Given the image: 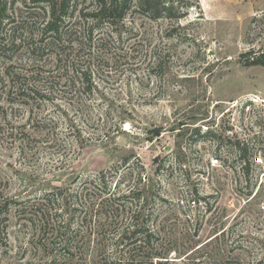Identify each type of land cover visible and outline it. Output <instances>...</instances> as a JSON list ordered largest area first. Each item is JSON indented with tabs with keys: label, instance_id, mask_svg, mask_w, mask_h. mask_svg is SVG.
<instances>
[{
	"label": "rangeland",
	"instance_id": "1",
	"mask_svg": "<svg viewBox=\"0 0 264 264\" xmlns=\"http://www.w3.org/2000/svg\"><path fill=\"white\" fill-rule=\"evenodd\" d=\"M183 1L192 8L179 22L137 16L129 24L121 58L95 74L98 95L87 98L83 114L77 104L61 103L76 109L73 123L88 140L78 153L69 152L75 141L62 120L61 152L45 151L35 120L52 108L29 111L0 94V192L19 197L46 178L64 187L131 156L155 180L152 220L160 241L182 238L163 241V250L177 251L169 256L173 264H264V165L252 167L246 180L234 149L240 142L248 158L264 157V67L245 64L264 51V0ZM33 71L41 79V63ZM196 126L201 133L192 137ZM209 130L216 137L205 136ZM37 225L19 231L12 220L13 252V235H41ZM213 235H225L218 252L178 254Z\"/></svg>",
	"mask_w": 264,
	"mask_h": 264
},
{
	"label": "trees",
	"instance_id": "2",
	"mask_svg": "<svg viewBox=\"0 0 264 264\" xmlns=\"http://www.w3.org/2000/svg\"><path fill=\"white\" fill-rule=\"evenodd\" d=\"M190 8L183 0H0V94L11 105L29 111L52 108L48 114L41 113V121L35 120L45 151L61 152L58 121L62 120L75 141L69 152L78 153L88 140L73 123L76 109H63L61 103L77 104L80 114L86 111L87 98L98 95L95 74L121 58L119 51L124 52L122 46L130 40L124 34L133 29L130 26L137 16L179 22ZM111 48L116 52H110ZM40 63L41 79L37 80L33 68ZM245 64L264 67V51L248 55ZM99 96L106 100L104 94ZM0 111H4L1 106ZM20 129L24 137L26 125ZM200 133L198 126L191 130L192 137ZM216 134L209 130L204 135ZM152 136L160 134L154 130ZM234 149L241 158V174L248 180L252 167L264 165V157L248 158L247 147L240 142ZM176 151L181 154L182 147L177 145ZM144 173L142 163L127 156L64 187L51 186L52 179L46 178L41 189L29 186L19 197L0 192V264L175 263L169 256L176 249L163 250V241L170 244L169 240L180 237L160 241L152 220L155 180ZM193 198L194 205L200 202L198 194ZM12 220L18 222L19 231L38 223L41 233L13 235L16 253L9 234ZM224 237L196 240L178 254L186 259L206 249L218 252Z\"/></svg>",
	"mask_w": 264,
	"mask_h": 264
}]
</instances>
